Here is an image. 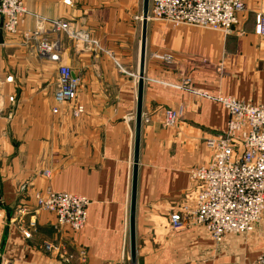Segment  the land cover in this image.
<instances>
[{
  "label": "crops",
  "instance_id": "obj_1",
  "mask_svg": "<svg viewBox=\"0 0 264 264\" xmlns=\"http://www.w3.org/2000/svg\"><path fill=\"white\" fill-rule=\"evenodd\" d=\"M22 1L30 13L62 20L69 29L67 36L47 33L58 44L56 59L20 49L15 67H0V264H130L142 0ZM243 2L227 34L147 21L135 264H252L264 252V212L252 232L220 244L201 227L168 226L171 212L196 194L188 173L210 159L206 140L225 129L227 111L213 99L264 105V37L254 34L264 0ZM33 22L26 18L16 44ZM163 53L172 61L155 58ZM59 64L79 79L78 118L71 105L52 113ZM178 107L176 125L164 127V110ZM47 190L89 200L82 231L57 234L54 216L34 210L33 194ZM46 243L55 249L46 251Z\"/></svg>",
  "mask_w": 264,
  "mask_h": 264
},
{
  "label": "built area",
  "instance_id": "obj_2",
  "mask_svg": "<svg viewBox=\"0 0 264 264\" xmlns=\"http://www.w3.org/2000/svg\"><path fill=\"white\" fill-rule=\"evenodd\" d=\"M243 10V0H150L148 20L163 21L172 27L187 25L227 34L238 24V15ZM29 16L36 25L25 37L38 41L39 56L56 59L58 44L40 37L44 24L49 22L53 32L66 34L68 24L30 13L21 0H0L2 32L15 34ZM254 34L264 37L262 13L254 17ZM155 58L161 62L172 61V56L164 53ZM57 74V89L53 96L56 107L52 113L56 114L59 106L71 104V115L78 118L83 113V107L74 103L79 79L65 64L58 65ZM213 100L227 111L225 129L206 140V146L211 150L210 159L188 173L196 194L190 203L171 212L168 226L172 230H179L186 224L201 227L214 243L220 244L226 236L252 232L264 212V105L240 101L232 96H218ZM181 112L182 107L165 109L163 126H175ZM33 202L34 210L54 216L55 233L84 229L89 205L86 197L47 190L35 192ZM20 211L25 213L27 209ZM44 249L52 252L55 246L46 243ZM80 258H84L83 252H80ZM253 264H264V253Z\"/></svg>",
  "mask_w": 264,
  "mask_h": 264
},
{
  "label": "water",
  "instance_id": "obj_3",
  "mask_svg": "<svg viewBox=\"0 0 264 264\" xmlns=\"http://www.w3.org/2000/svg\"><path fill=\"white\" fill-rule=\"evenodd\" d=\"M149 4H150V0H142L140 60H139V70L137 76L138 81H137L136 110L134 117V144H133L131 189H130V202H129V214H128L130 264H135V260H136L135 211H136V190H137V167H138L139 142H140V133H141V124H142L141 108H142V94H143V69H144V60H145V37H146V25L148 21ZM2 43H3V38H2V31L0 29V44Z\"/></svg>",
  "mask_w": 264,
  "mask_h": 264
},
{
  "label": "rangeland",
  "instance_id": "obj_4",
  "mask_svg": "<svg viewBox=\"0 0 264 264\" xmlns=\"http://www.w3.org/2000/svg\"><path fill=\"white\" fill-rule=\"evenodd\" d=\"M22 1V0H21ZM23 2V1H22ZM24 4V2H23ZM26 7V6H25ZM27 9V8H26ZM29 11V10H27ZM26 20V19H25ZM48 20H51V19H48ZM35 22H33V27L31 29H27V30H24L22 33H21V36H22V40L23 42H21V44H16V41L14 40L15 36L18 35L20 32V28L22 27L19 26L18 29H17V32L15 34H6L4 32H2V38H3V43L0 44V67H3V68H7V69H11L13 67H15L19 61V58H17L15 55H14V52L17 51V50H24V51H36L37 52V40H35L34 38L32 37H25V34L26 33H29L31 34V32H33V30L35 29ZM49 26L50 27V30L47 31L46 30V26ZM2 31V30H1ZM51 33L52 35H56L57 37L61 34H64L67 36L66 33L64 32H60V33H55L53 32L52 30V26L49 22H45L44 24V28H43V33L41 34V38L42 39H46L50 42H54V43H57L56 40H51L49 39L48 37V34L47 33ZM63 35V36H64ZM9 39V41H8ZM15 41V42H14ZM12 70H10L9 72H11ZM13 75V74H12ZM14 76V75H13ZM13 76H10L11 77V80H12V77ZM14 78V77H13ZM233 97V96H232ZM235 98V97H234ZM237 99V98H236ZM239 100V99H238ZM12 102L11 103H14V98L11 100ZM241 101V100H240ZM251 103V102H249ZM254 104V103H252ZM67 105L70 106L71 104H65L64 107L66 108V111H67ZM262 105V104H261ZM224 131V130H223ZM264 253V252H263ZM261 253V254H263ZM260 254V255H261ZM258 255V256H260ZM257 259V258H256ZM256 261V260H255ZM254 263V262H253ZM252 263V264H253Z\"/></svg>",
  "mask_w": 264,
  "mask_h": 264
}]
</instances>
